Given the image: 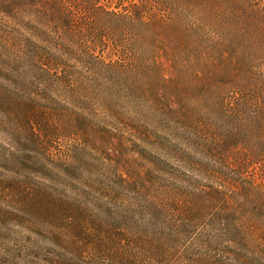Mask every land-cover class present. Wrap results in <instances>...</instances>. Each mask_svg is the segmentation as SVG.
<instances>
[{
  "label": "trees",
  "instance_id": "obj_1",
  "mask_svg": "<svg viewBox=\"0 0 264 264\" xmlns=\"http://www.w3.org/2000/svg\"><path fill=\"white\" fill-rule=\"evenodd\" d=\"M1 14L23 71L102 106L143 96L157 109L160 141L133 157L147 165L112 170L116 188L23 200L46 264L264 261V0H1ZM72 109L39 116L43 138L71 116L93 129Z\"/></svg>",
  "mask_w": 264,
  "mask_h": 264
},
{
  "label": "rangeland",
  "instance_id": "obj_2",
  "mask_svg": "<svg viewBox=\"0 0 264 264\" xmlns=\"http://www.w3.org/2000/svg\"><path fill=\"white\" fill-rule=\"evenodd\" d=\"M3 16L0 0V264H46L50 245L28 221L31 218H24L21 203L42 192L85 197L87 192L105 191L106 186L110 191L116 181L113 169L147 165L148 160L137 162L133 157L144 156L142 147L155 135L160 141V133L150 127L154 121L149 114L157 109L143 96L118 106H102L85 96L73 97L72 88L48 85L33 70L23 71L13 48L18 43L11 40L16 36H5L3 24L8 27ZM68 106L89 116L93 129L83 131L71 116L62 124L63 135L50 143L39 130L38 118L57 120L58 113L67 114ZM35 111L46 114L35 116ZM133 120L149 126L134 129L128 123Z\"/></svg>",
  "mask_w": 264,
  "mask_h": 264
}]
</instances>
